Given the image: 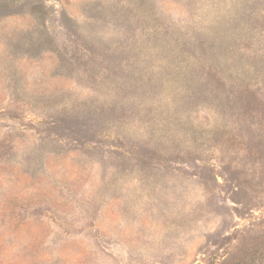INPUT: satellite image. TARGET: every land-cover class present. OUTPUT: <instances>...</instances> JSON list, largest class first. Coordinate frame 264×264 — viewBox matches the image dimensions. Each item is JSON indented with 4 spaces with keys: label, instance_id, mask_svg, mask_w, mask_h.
Returning <instances> with one entry per match:
<instances>
[{
    "label": "rangeland",
    "instance_id": "1",
    "mask_svg": "<svg viewBox=\"0 0 264 264\" xmlns=\"http://www.w3.org/2000/svg\"><path fill=\"white\" fill-rule=\"evenodd\" d=\"M0 264H264V0H0Z\"/></svg>",
    "mask_w": 264,
    "mask_h": 264
}]
</instances>
